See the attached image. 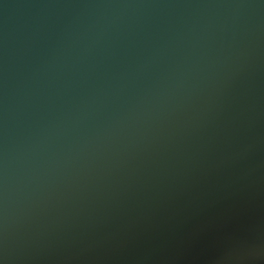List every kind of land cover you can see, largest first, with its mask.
Instances as JSON below:
<instances>
[{"label": "water", "instance_id": "95a60500", "mask_svg": "<svg viewBox=\"0 0 264 264\" xmlns=\"http://www.w3.org/2000/svg\"><path fill=\"white\" fill-rule=\"evenodd\" d=\"M263 222L264 0H0V264H264Z\"/></svg>", "mask_w": 264, "mask_h": 264}, {"label": "flooded vegetation", "instance_id": "af4514ba", "mask_svg": "<svg viewBox=\"0 0 264 264\" xmlns=\"http://www.w3.org/2000/svg\"><path fill=\"white\" fill-rule=\"evenodd\" d=\"M242 237L246 242L255 244L256 246L260 247L262 249L261 251L264 254V222L259 226L250 228L245 234H243ZM253 252L251 254H247L246 252H244L245 255L242 253L238 256L241 257L240 259H244V262L238 259L236 256H229L223 261H225L226 264H253L256 263L259 259V251L257 250V252ZM246 259H249L250 261L246 262Z\"/></svg>", "mask_w": 264, "mask_h": 264}]
</instances>
